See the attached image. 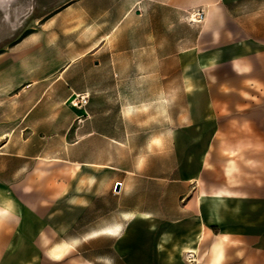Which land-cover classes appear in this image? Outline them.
I'll return each mask as SVG.
<instances>
[{
	"label": "crops",
	"instance_id": "obj_1",
	"mask_svg": "<svg viewBox=\"0 0 264 264\" xmlns=\"http://www.w3.org/2000/svg\"><path fill=\"white\" fill-rule=\"evenodd\" d=\"M147 3L211 8L195 42L185 35L178 42L163 40L162 57L152 25L146 32H133L131 45L119 35L123 31L107 33L96 52L99 64L88 67L78 65L77 59L62 62L53 46L40 42L27 41L0 55V264H113L107 253L86 255L87 240L109 236L118 261H124V247L139 239L136 231L141 224L154 235V195L149 187L157 178L139 151L170 149L172 119L167 114V128L157 145L149 124L140 125L139 117H149L150 110L134 115L124 97L126 87L146 88L150 96L155 86L171 85L170 76L157 77V72L167 67L170 74L173 55L180 56L179 67L186 73L180 85L194 112L218 115L225 105L264 102V0ZM123 20L124 15L115 19ZM189 53L194 56L191 68L202 72V78L187 76L183 55ZM223 65L234 80L209 76ZM82 83L84 89L76 90ZM212 85L230 86L234 93L227 98L207 93L204 86ZM79 95L88 96L87 105H70ZM185 118L181 113L180 120ZM201 190L198 187L196 193L195 232L189 231V209H184L163 241L174 232L183 239L184 250L196 252L205 236L217 238L215 255L206 264H228L230 258L224 254L228 242L252 247L254 264H264V196L249 194L241 208L229 190L216 193L213 186ZM101 209H116L117 220L105 222L107 213ZM233 212L239 220L235 229L228 225ZM214 229L221 232L215 234Z\"/></svg>",
	"mask_w": 264,
	"mask_h": 264
},
{
	"label": "rangeland",
	"instance_id": "obj_2",
	"mask_svg": "<svg viewBox=\"0 0 264 264\" xmlns=\"http://www.w3.org/2000/svg\"><path fill=\"white\" fill-rule=\"evenodd\" d=\"M147 1L0 0V55L4 51L26 44L27 41L40 42L53 46L61 56L62 62L77 59L78 65L88 67L93 63L99 64L101 59L96 52L101 38L107 33L112 30L123 31V34L119 35H123L124 41L131 45L133 32H146L149 25H152L159 37L157 46L161 47L157 49L161 51L159 56L162 57L163 40L178 42L179 36L185 35L189 41L195 42L197 33L208 20L211 8L180 9L149 5ZM198 11L203 12L205 18L200 23H193L191 16ZM121 15H124V20L115 21ZM119 40H122V37ZM175 47L173 44L172 51H175ZM127 52V55L132 57L131 51ZM85 53L88 54L84 56ZM183 57L188 61L187 76L202 78V72L191 68L194 56L189 53ZM179 58V55H173L170 74L167 73V67L157 72V77L170 76L171 85L155 86V91L150 96L147 95L146 88L126 87L124 97L125 104L130 106L129 109L134 115L142 109L150 110L149 117L140 114V125L149 124L150 137L154 138L157 145L163 137V128H167V114H170L172 119L170 149L139 151L141 158L150 164L157 178L153 188L152 185L149 187L150 196L154 195V208L151 211L154 213L156 231L154 235H149L143 228L145 225L141 224L142 229L136 231L139 239L134 240L133 246L124 247V261H118L119 258L108 240L109 236L106 235L94 236L87 240L88 244L83 246L86 255L107 253L108 260L118 262L117 264H186L185 255L190 250L183 249V239L174 235V232L170 238L164 241L162 238L166 234L170 235L173 224L179 222L180 212L185 211L184 209H189V231L195 232L198 187L200 193L202 187L206 190L213 186L216 193L229 190L236 194V205L241 208L246 205L249 194L264 196V102L254 101L246 103V107L235 108L225 105L218 115H211L201 109L194 112L192 103L184 94L185 87L180 85L186 73L179 67ZM213 74L219 75L224 82L228 79L234 80L227 65L211 72L209 76ZM84 87L82 83L75 88L82 91ZM194 88L193 85L188 86V91ZM237 88L243 90L242 87ZM204 89L209 91L207 93L212 92L216 96L226 98L228 93H234L227 85L204 86ZM75 100L76 98L72 102ZM181 113L186 114L185 119L180 120ZM125 124L130 125L127 122ZM143 136L141 134L140 145L143 144ZM204 161V179H201V164ZM101 210L102 213H107L105 222L113 223L117 220L116 209ZM239 210L236 209L238 214ZM241 212L243 216L250 218L246 209ZM235 214L236 212L231 214L228 223L231 229L239 226V220L234 219ZM258 216L252 215V219ZM213 232L219 234L221 231L214 229ZM217 241V238L205 236L204 245L200 250H195L199 255L200 264H206L207 259L215 255L214 246ZM251 248L246 245L234 246L228 242L224 245V254L230 258L228 264H246L244 257L251 259L249 264H254L255 256Z\"/></svg>",
	"mask_w": 264,
	"mask_h": 264
},
{
	"label": "built area",
	"instance_id": "obj_3",
	"mask_svg": "<svg viewBox=\"0 0 264 264\" xmlns=\"http://www.w3.org/2000/svg\"><path fill=\"white\" fill-rule=\"evenodd\" d=\"M204 13L198 11L194 15L191 16V21L193 23H200L204 20ZM88 103V96L86 95H79L77 96L76 100L72 102V105L75 107H82L87 105ZM186 264H200L199 255L196 252L189 251L185 255Z\"/></svg>",
	"mask_w": 264,
	"mask_h": 264
},
{
	"label": "water",
	"instance_id": "obj_4",
	"mask_svg": "<svg viewBox=\"0 0 264 264\" xmlns=\"http://www.w3.org/2000/svg\"><path fill=\"white\" fill-rule=\"evenodd\" d=\"M118 188V187H117Z\"/></svg>",
	"mask_w": 264,
	"mask_h": 264
}]
</instances>
